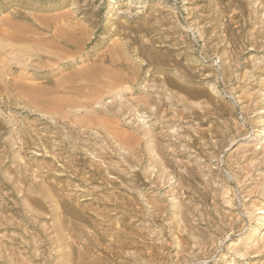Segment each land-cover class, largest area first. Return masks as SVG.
I'll use <instances>...</instances> for the list:
<instances>
[{"label": "rangeland", "instance_id": "obj_1", "mask_svg": "<svg viewBox=\"0 0 264 264\" xmlns=\"http://www.w3.org/2000/svg\"><path fill=\"white\" fill-rule=\"evenodd\" d=\"M0 264H264V0H0Z\"/></svg>", "mask_w": 264, "mask_h": 264}]
</instances>
